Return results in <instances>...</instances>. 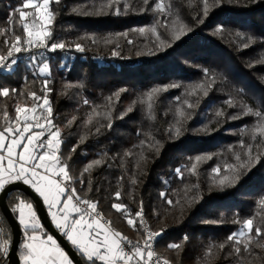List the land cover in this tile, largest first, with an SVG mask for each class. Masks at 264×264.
Here are the masks:
<instances>
[{
  "label": "trees",
  "instance_id": "trees-1",
  "mask_svg": "<svg viewBox=\"0 0 264 264\" xmlns=\"http://www.w3.org/2000/svg\"><path fill=\"white\" fill-rule=\"evenodd\" d=\"M155 2L150 0L147 10L141 11V0H128L132 8L125 12L121 0L120 15L108 9L95 14L107 0L51 3L55 18L50 43H81L85 50L44 48L40 57L39 49H32L19 54L11 70L0 71V86L17 89L14 96L0 97V128L5 126L3 110L14 116L17 103L32 106L28 93L47 92L53 124L62 133L60 155L69 164L70 174L80 178L88 164L102 160L84 174L85 185L74 179L71 186L82 198L98 201V211L111 222L107 224L111 230L140 238V228L128 225L126 217H135L142 202L150 229H165L154 240L155 251L172 264H264V248L255 243L253 254L242 249L239 260L230 255V244L223 250L219 247L239 231L244 220L254 218L255 223L264 224V207L259 204L264 198V155L250 170L239 169L240 179L233 186L221 189L213 173L220 166L221 176L233 175L224 172L223 165L237 164L236 153L241 154V162L246 159L241 140L252 144L253 157L264 153L261 137L251 138L259 118L244 114L248 108L264 114V0H223L219 7L209 0L206 18L202 0H165L168 28L161 26L164 15L152 10ZM20 4L21 0H0V29L13 27L20 33L18 15L12 25L8 23V13ZM172 21L191 31L173 41ZM220 25L224 30L216 32ZM153 26L159 40L151 32ZM140 28L146 31L142 34ZM9 37L10 33L0 35V54H6L3 41ZM114 50L119 55L114 56ZM31 55L38 63L48 64V74L37 72L38 63L30 64ZM153 89L159 91L153 93L149 109L147 95ZM185 100L194 107L189 109ZM178 111L185 117H179ZM177 126L181 127L178 136L169 131ZM196 157L201 158L199 162ZM193 163L197 165L194 174L187 171ZM177 168L184 172L183 179L177 176ZM116 191L121 192L119 200ZM161 192L168 194L172 205L161 198ZM19 199L33 203L22 191L13 190L6 196L10 209ZM113 203L126 205L127 213L115 211ZM0 221L5 239L11 237L1 210ZM44 232L50 235L45 228ZM171 243L180 244V249H169ZM259 243L264 244V237ZM21 251L19 243V257ZM2 264H7L6 257Z\"/></svg>",
  "mask_w": 264,
  "mask_h": 264
},
{
  "label": "snow or ice",
  "instance_id": "snow-or-ice-1",
  "mask_svg": "<svg viewBox=\"0 0 264 264\" xmlns=\"http://www.w3.org/2000/svg\"><path fill=\"white\" fill-rule=\"evenodd\" d=\"M58 2L59 0H21V4L8 13L9 25L13 24L18 15L16 23L19 25L20 33L17 34L13 27L0 29V35L8 36L10 33V37L3 41L7 48L6 54H0V69L11 70L18 63L17 56L21 53H29L32 49L48 48L50 51H56L74 47L78 52L85 50L84 45L81 43H76L74 46L64 41L50 43L53 39L52 23L55 18L54 12L50 10V4ZM120 3L121 0H107V3L96 9L95 14H105V9H108L116 15H120L121 8L117 6ZM222 3L223 0H215L216 7H219ZM202 4V15L206 18L211 10L209 0H202ZM141 5V11L147 10L150 6V0H141ZM131 8L132 6L128 3V0H124V11L127 12ZM167 8L168 5H166L165 0H156L152 9L164 15L165 19L161 26L165 28L169 27ZM185 27L183 24L177 27L176 21L171 22L173 41H179L187 35L188 31H191V29L185 31ZM223 30V25L215 29L216 32H222ZM138 31L143 34L146 30L140 28ZM151 32L159 40L160 36L155 26L151 28ZM88 38L92 43L96 42L94 37ZM248 40L252 42V37L249 36ZM109 42L105 41V43ZM128 43L131 44L132 41L129 40ZM248 46V44L244 45V47ZM113 55L116 56L119 53L114 50ZM36 60L35 55L30 56L33 65H35ZM39 72H49L48 64L44 63L39 68ZM207 72L206 69L205 73L207 74ZM47 84L48 81L45 80V88H47ZM198 87L203 88V85ZM157 91L159 89H153L147 95L149 109L152 106L153 93ZM16 93L17 89L0 86V97L8 98L16 95ZM194 93L195 89H193L192 94ZM204 95H207V91L204 92ZM28 96L33 102L31 107L27 104L17 103L14 107V116H10L7 110H3L5 126L0 128V192H4L6 187L14 182H22L24 185L30 186L43 199L55 227L60 229L71 245L78 249L87 264H96V261H100L101 264H172L171 260L159 256L153 249L155 238L161 236L165 229L159 231L145 230L142 237L143 243L141 244L139 240L134 243L119 231L105 227L106 224L110 225L111 222L105 220L103 214L98 211V201L82 198L77 195V189L74 186H69L74 179L75 182L85 185L84 174L88 173L94 166L101 165L102 160L98 159L88 164L83 169L80 178H74L70 174L69 164L60 155V148L63 143L62 133L61 129L53 124L51 118L53 109L47 92L43 95H37L35 91H32L28 93ZM177 101H179V98H177ZM84 103L87 104L88 101L85 100ZM183 103L189 109L194 107L187 100ZM228 103L232 104L231 99ZM128 111H132V109L130 108ZM244 114L259 118L257 125L251 129V138L255 141L259 136L264 141V114L260 111L253 112L251 108H248ZM178 115L181 118L185 117L183 111H178ZM216 115L220 116L222 113L217 112ZM191 118L190 115L187 116V119ZM75 119L73 117L72 120L68 121V125L71 126ZM90 122L91 120H89ZM179 123L178 120L177 124ZM108 127H111V124ZM96 131L99 132L100 129L97 128ZM169 131L178 136L181 134V127L170 128ZM240 147L245 149L244 156L246 159L241 162V154L236 153L235 160L237 164L225 163L223 165L224 172H231L233 175L221 176L220 166L213 169L214 181L218 177V186L221 189L233 186L240 179L239 169L250 170L251 166L258 163L264 155L262 153L253 157L252 144L246 145L243 140L240 141ZM75 150L74 146L72 151ZM128 155H131V153H128ZM195 159L199 162L201 158L196 157ZM196 166V163H193L187 171L194 174ZM175 171L180 179L184 178V172L181 169L177 168ZM132 183H136L135 179L132 180ZM87 185L91 191V181H88ZM187 191H190V189ZM187 191L185 192L186 196ZM120 196L121 192L116 191L115 199L119 200ZM160 196L166 200L167 204H173V200L168 198L166 192H161ZM259 204L264 207V198L259 201ZM111 207L117 212L127 213L128 211L127 206L123 203H113ZM11 211L16 214V219L22 227L25 237L20 244L22 264H73V260L69 258V255L61 248L54 237L44 232V226L40 222L33 203L25 199H19L11 208ZM126 222L133 228L137 226V223L143 225L142 202L140 210L135 213V217H126ZM260 237H264V224H257L254 222V218H248L243 221L239 231L231 233L227 237V243L221 244L219 247L223 250L230 244L232 247L230 255L234 254L239 260L242 249L245 253L253 254V243L257 247L264 248V244L259 243ZM11 245V237L0 239V264H2L3 258L8 256ZM180 247L181 245L178 243L168 245V248L173 250H178ZM210 252L211 249L208 250L206 255Z\"/></svg>",
  "mask_w": 264,
  "mask_h": 264
},
{
  "label": "water",
  "instance_id": "water-1",
  "mask_svg": "<svg viewBox=\"0 0 264 264\" xmlns=\"http://www.w3.org/2000/svg\"><path fill=\"white\" fill-rule=\"evenodd\" d=\"M20 190L27 195L33 202L34 207L37 211V215L40 218L41 224L48 231L50 235L54 237L57 243L64 249L69 255V258L73 260V264H85L77 250L71 245L67 238L57 229L51 219L48 216L47 210L44 206L42 199L30 186L24 185L22 182H14L6 187L4 192H0V210L3 213L11 231L12 245L7 258V264H20L19 255L17 249L19 247L21 239V228L18 221L7 204L6 196L10 191Z\"/></svg>",
  "mask_w": 264,
  "mask_h": 264
},
{
  "label": "crops",
  "instance_id": "crops-1",
  "mask_svg": "<svg viewBox=\"0 0 264 264\" xmlns=\"http://www.w3.org/2000/svg\"><path fill=\"white\" fill-rule=\"evenodd\" d=\"M41 198V197H40ZM42 199V198H41ZM42 201H43V199H42ZM44 206H45V208H46V210H47V206L44 204ZM47 213H48V216H49V218L51 219V215L49 214V212H48V210H47ZM86 219H87V217H85ZM51 221H52V219H51ZM54 224V223H53ZM54 226H55V224H54ZM105 227H108V225L106 224L105 225ZM20 228H21V242H20V244L23 242V240L25 239V237H24V235H23V229H22V227L20 226ZM59 231L63 234V232L59 229ZM4 233H5V231H4V227H3V223L0 221V239H5V236H4ZM41 235H43L42 233H41ZM64 235V234H63ZM65 236V235H64ZM66 237V236H65ZM73 246V245H72ZM74 247V246H73ZM75 248V247H74ZM77 249V248H76ZM78 250V249H77ZM19 259H20V257H19ZM97 262H100V261H97ZM101 263V262H100ZM20 264H22V261H21V259H20Z\"/></svg>",
  "mask_w": 264,
  "mask_h": 264
},
{
  "label": "built area",
  "instance_id": "built-area-1",
  "mask_svg": "<svg viewBox=\"0 0 264 264\" xmlns=\"http://www.w3.org/2000/svg\"><path fill=\"white\" fill-rule=\"evenodd\" d=\"M2 70H5V69H0V71H2ZM70 187H71V185H69ZM143 219H144V223H143V225H141V224H139V223H137L138 225V227L140 228V230H141V237L140 238H138V239H131L134 243L137 241V240H139L140 242H141V244L143 243V239H142V237H143V235H144V233H145V230H151L150 229V227H149V225H148V223H147V221H146V219L144 218V215H143ZM103 222V221H102ZM136 228V227H135ZM152 231V230H151ZM130 239V238H129ZM128 247H130V246H128ZM153 249H154V251H155V244H154V242H153ZM156 252V251H155ZM158 254V253H157ZM159 256H161L160 254H158ZM161 257H163V256H161ZM164 258V257H163Z\"/></svg>",
  "mask_w": 264,
  "mask_h": 264
},
{
  "label": "rangeland",
  "instance_id": "rangeland-1",
  "mask_svg": "<svg viewBox=\"0 0 264 264\" xmlns=\"http://www.w3.org/2000/svg\"><path fill=\"white\" fill-rule=\"evenodd\" d=\"M29 11H31V10H29ZM43 54H44V48H39L38 56L41 57ZM37 63H38V62L36 61L34 66H36ZM44 63H46V62L38 63V67H37V72H38L39 74H42V75H46V74H48V72H47V73H40V72H39V68H40ZM30 64H33V63L30 61Z\"/></svg>",
  "mask_w": 264,
  "mask_h": 264
}]
</instances>
